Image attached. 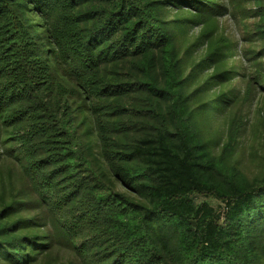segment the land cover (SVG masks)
Here are the masks:
<instances>
[{
    "label": "trees",
    "instance_id": "16d2710c",
    "mask_svg": "<svg viewBox=\"0 0 264 264\" xmlns=\"http://www.w3.org/2000/svg\"><path fill=\"white\" fill-rule=\"evenodd\" d=\"M0 264H264V0H0Z\"/></svg>",
    "mask_w": 264,
    "mask_h": 264
},
{
    "label": "rangeland",
    "instance_id": "374dc122",
    "mask_svg": "<svg viewBox=\"0 0 264 264\" xmlns=\"http://www.w3.org/2000/svg\"><path fill=\"white\" fill-rule=\"evenodd\" d=\"M221 24L225 28L226 32H228L233 38H238V30L235 28L232 21H230L227 17H225V18L221 19ZM197 29L198 28H194L193 32H197ZM256 106H257V104L254 103V104H252L251 107L248 108L249 114H250L249 118H251V119L257 117ZM243 142L247 146L246 147V150H247L246 153H247L248 152V146L251 143V136L249 133H247L246 136L243 138ZM244 161H245V159H244Z\"/></svg>",
    "mask_w": 264,
    "mask_h": 264
}]
</instances>
